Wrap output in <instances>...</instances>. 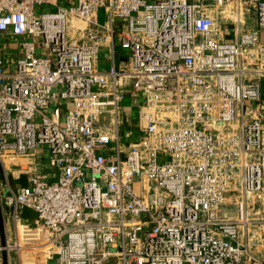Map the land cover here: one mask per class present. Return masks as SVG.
<instances>
[{"label":"built area","instance_id":"built-area-1","mask_svg":"<svg viewBox=\"0 0 264 264\" xmlns=\"http://www.w3.org/2000/svg\"><path fill=\"white\" fill-rule=\"evenodd\" d=\"M0 37V264H264V0H0Z\"/></svg>","mask_w":264,"mask_h":264},{"label":"rangeland","instance_id":"rangeland-1","mask_svg":"<svg viewBox=\"0 0 264 264\" xmlns=\"http://www.w3.org/2000/svg\"><path fill=\"white\" fill-rule=\"evenodd\" d=\"M81 24V23H79ZM83 25V23L81 24ZM14 44V46L12 45ZM0 46L3 47L4 50H8L10 55H11V59L14 60L15 59V54H16V42H11L10 39H7L5 37H3V39L0 37ZM2 55V53L0 52V56ZM101 56V54H100ZM125 103H130L127 100H125ZM132 115L130 114V117ZM1 181V180H0ZM26 182V175H20L17 179H11L10 180V184L11 185H16V184H25ZM1 205V204H0ZM5 209H2L1 206V213H2V219H3V231H4V236L5 239H10L13 240L14 239V234H13V224H12V220L10 218H8L6 216V214L4 213ZM22 217L25 219H31L33 217V214L29 211H25L24 213H22ZM7 264H17V259H16V255L15 253L12 251L9 255L8 258V262Z\"/></svg>","mask_w":264,"mask_h":264},{"label":"crops","instance_id":"crops-1","mask_svg":"<svg viewBox=\"0 0 264 264\" xmlns=\"http://www.w3.org/2000/svg\"><path fill=\"white\" fill-rule=\"evenodd\" d=\"M106 55H107V53L105 52V49H102L101 50V56H100V59H99V63L103 67L108 66V62L105 59ZM260 94H261V97H260L261 98V101L264 102V79H262V81H261ZM25 211H29V212H31L33 214V211L31 209L26 208V209L23 210V213Z\"/></svg>","mask_w":264,"mask_h":264},{"label":"water","instance_id":"water-1","mask_svg":"<svg viewBox=\"0 0 264 264\" xmlns=\"http://www.w3.org/2000/svg\"><path fill=\"white\" fill-rule=\"evenodd\" d=\"M5 244V236L3 231V219L1 213V206H0V245L3 246ZM1 260L2 264H7V253L4 249L1 250Z\"/></svg>","mask_w":264,"mask_h":264}]
</instances>
